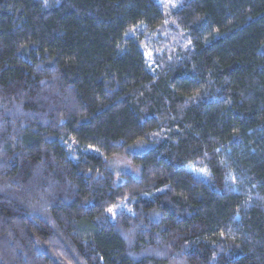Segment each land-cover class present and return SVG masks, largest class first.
Here are the masks:
<instances>
[{"label":"trees","instance_id":"obj_1","mask_svg":"<svg viewBox=\"0 0 264 264\" xmlns=\"http://www.w3.org/2000/svg\"><path fill=\"white\" fill-rule=\"evenodd\" d=\"M0 264H264V0H0Z\"/></svg>","mask_w":264,"mask_h":264},{"label":"rangeland","instance_id":"obj_2","mask_svg":"<svg viewBox=\"0 0 264 264\" xmlns=\"http://www.w3.org/2000/svg\"><path fill=\"white\" fill-rule=\"evenodd\" d=\"M158 1H160L162 3V8L164 10V14H166L167 11L174 9L176 6V2H177V0H158ZM145 48H146V52H145L146 59H147L148 63H151L152 48H153L151 42L146 40ZM114 163H115L114 167L118 166V168L121 169L122 171L128 170L125 163L118 161V160H115ZM121 164H123L124 166Z\"/></svg>","mask_w":264,"mask_h":264}]
</instances>
